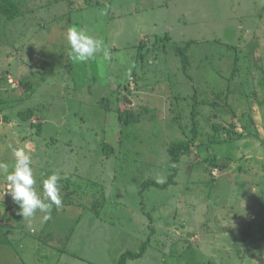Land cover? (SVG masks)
<instances>
[{
    "label": "rangeland",
    "instance_id": "obj_1",
    "mask_svg": "<svg viewBox=\"0 0 264 264\" xmlns=\"http://www.w3.org/2000/svg\"><path fill=\"white\" fill-rule=\"evenodd\" d=\"M15 2H0V264H120L144 245L127 264H264V0ZM70 27L111 60L72 62ZM14 148L41 197L43 176L66 177L47 220L6 192Z\"/></svg>",
    "mask_w": 264,
    "mask_h": 264
},
{
    "label": "clouds",
    "instance_id": "obj_2",
    "mask_svg": "<svg viewBox=\"0 0 264 264\" xmlns=\"http://www.w3.org/2000/svg\"><path fill=\"white\" fill-rule=\"evenodd\" d=\"M70 46L69 59L75 63H87L102 54L105 61L111 60L110 51L104 41L90 35L87 30L70 27L66 33ZM15 158L14 170L5 176L7 182L6 192L18 205L23 218H31L37 212L44 213V219L50 218L53 205L62 206L61 183L59 172H54L42 179L43 197L36 190L37 178L32 167V156L24 148L12 149ZM7 163L0 162V170L7 172Z\"/></svg>",
    "mask_w": 264,
    "mask_h": 264
},
{
    "label": "trees",
    "instance_id": "obj_3",
    "mask_svg": "<svg viewBox=\"0 0 264 264\" xmlns=\"http://www.w3.org/2000/svg\"><path fill=\"white\" fill-rule=\"evenodd\" d=\"M0 2L3 4V6H5L7 8H15L17 6L15 0H0ZM193 43L194 42H188L183 47L182 46L176 47L177 55L180 57L184 71H186V72L188 71V68L191 66V59H190L189 51H190L191 44H193ZM212 43L213 42H209V44H212ZM215 43H217V45L220 44V42L218 43V40H216ZM141 56H143V54ZM197 98H198V96H197ZM29 114L31 115L30 112H29ZM29 114H27V115H29ZM27 115H24L23 118L26 119ZM119 116H120V118H122V115H119ZM190 150H191V144H189V143L183 142V143L172 144L168 149V153H169V156L171 158V164L174 167H176L178 164H180V162L182 160V156L184 154L188 153ZM50 174L51 173H49L47 175L49 176ZM174 176H175V173H173L170 176V180H169L170 182L165 183L163 185H159L157 182L150 180L144 184V187H147V188H149V187L168 188L170 185L173 184ZM44 178H47V176H45V177L43 176V179ZM79 180H82V178H80ZM68 183H69L68 187L73 188V186H74L76 194L78 192H82L83 193L82 195H89L92 192L98 191V193H92V197L94 199L95 198L98 199L101 196V192H99V190H101V189H97V186L95 183H93V185H91V184L87 183L86 181H84V182L73 181V182H71L73 186L70 184V182H67V185H68ZM99 188H101V187H99ZM103 197H104V195H102L101 198H103ZM2 245H3V243H2ZM145 251H146V245H144L143 250L140 254L139 253H131V252L125 253L120 260V264H127L128 260H131V259L132 260L140 259L143 256V254L145 253Z\"/></svg>",
    "mask_w": 264,
    "mask_h": 264
},
{
    "label": "water",
    "instance_id": "obj_4",
    "mask_svg": "<svg viewBox=\"0 0 264 264\" xmlns=\"http://www.w3.org/2000/svg\"><path fill=\"white\" fill-rule=\"evenodd\" d=\"M125 101H126V102H129L127 97H125Z\"/></svg>",
    "mask_w": 264,
    "mask_h": 264
},
{
    "label": "crops",
    "instance_id": "obj_5",
    "mask_svg": "<svg viewBox=\"0 0 264 264\" xmlns=\"http://www.w3.org/2000/svg\"><path fill=\"white\" fill-rule=\"evenodd\" d=\"M158 1H159V0H158ZM163 4H164V3L162 2L161 5H163ZM152 7H154V6H152Z\"/></svg>",
    "mask_w": 264,
    "mask_h": 264
}]
</instances>
